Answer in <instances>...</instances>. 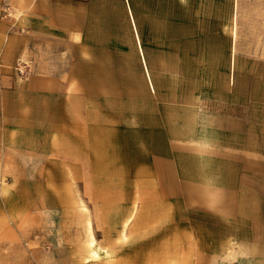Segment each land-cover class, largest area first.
I'll return each mask as SVG.
<instances>
[{
	"label": "rangeland",
	"instance_id": "obj_1",
	"mask_svg": "<svg viewBox=\"0 0 264 264\" xmlns=\"http://www.w3.org/2000/svg\"><path fill=\"white\" fill-rule=\"evenodd\" d=\"M41 1L0 0V264H264V0L204 26L195 131L148 138L120 81L76 84Z\"/></svg>",
	"mask_w": 264,
	"mask_h": 264
},
{
	"label": "crops",
	"instance_id": "obj_2",
	"mask_svg": "<svg viewBox=\"0 0 264 264\" xmlns=\"http://www.w3.org/2000/svg\"><path fill=\"white\" fill-rule=\"evenodd\" d=\"M30 6L45 15L43 23L74 34L77 48L69 57L76 60V84L83 83L84 73L90 74L93 90L121 82L127 94L123 112L138 115V137L146 138L148 127L156 128L149 135L158 137L168 115L177 123L171 126L173 133L180 128L195 131L194 125L183 124L195 122L189 105L199 96L198 85L186 75L195 73L196 59L205 55L200 44L206 40L204 26L227 24V0H45ZM75 97L79 124L83 101ZM64 100L68 113L72 99L66 94ZM153 143L157 147L159 141Z\"/></svg>",
	"mask_w": 264,
	"mask_h": 264
},
{
	"label": "bare ground",
	"instance_id": "obj_3",
	"mask_svg": "<svg viewBox=\"0 0 264 264\" xmlns=\"http://www.w3.org/2000/svg\"><path fill=\"white\" fill-rule=\"evenodd\" d=\"M90 244H91V242H90ZM91 246H92V245H91ZM93 246H94V245H93ZM94 248H95V247H94ZM90 251H91V254H92V255H96V254H97V252H96L97 250L91 249ZM98 254H99V253H98Z\"/></svg>",
	"mask_w": 264,
	"mask_h": 264
}]
</instances>
